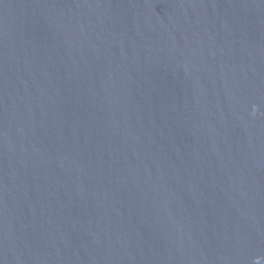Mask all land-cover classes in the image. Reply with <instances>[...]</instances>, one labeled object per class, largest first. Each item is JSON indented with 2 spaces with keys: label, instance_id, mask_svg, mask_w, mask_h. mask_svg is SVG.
Returning a JSON list of instances; mask_svg holds the SVG:
<instances>
[{
  "label": "water",
  "instance_id": "95a60500",
  "mask_svg": "<svg viewBox=\"0 0 264 264\" xmlns=\"http://www.w3.org/2000/svg\"><path fill=\"white\" fill-rule=\"evenodd\" d=\"M0 264H264V0H0Z\"/></svg>",
  "mask_w": 264,
  "mask_h": 264
}]
</instances>
